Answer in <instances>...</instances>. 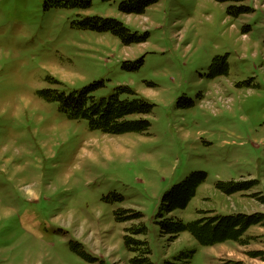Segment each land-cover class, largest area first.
Segmentation results:
<instances>
[{
	"label": "rangeland",
	"instance_id": "obj_1",
	"mask_svg": "<svg viewBox=\"0 0 264 264\" xmlns=\"http://www.w3.org/2000/svg\"><path fill=\"white\" fill-rule=\"evenodd\" d=\"M45 1L0 0V264H132L125 236L140 224L154 264H264L263 224L212 246L159 224L264 214V0H137L143 14L120 11L130 0ZM95 16L147 39L78 26ZM94 82L97 98L130 87L151 103L149 131L92 130L40 93ZM194 172L206 180L170 213L166 195ZM250 179L232 195L216 186ZM130 212L141 217L119 219Z\"/></svg>",
	"mask_w": 264,
	"mask_h": 264
},
{
	"label": "trees",
	"instance_id": "obj_2",
	"mask_svg": "<svg viewBox=\"0 0 264 264\" xmlns=\"http://www.w3.org/2000/svg\"><path fill=\"white\" fill-rule=\"evenodd\" d=\"M93 1L46 0L45 7L47 9L52 7L87 9L93 5ZM147 6L148 3L142 1H124L120 4V11L129 14H143ZM77 24L80 28L99 33L110 32L121 39L126 45L144 42L147 39V36L139 37L115 18L101 16L87 17L79 20ZM101 86H103V83L94 82L70 94L60 93L58 90L50 88L43 89L40 93L48 101L58 102L61 111L67 114L69 118L87 120L92 130H98L110 135H122L131 132L142 134L149 131L152 126L149 115L152 114L154 108L151 103L144 98L136 96L135 91L130 87H119L111 95L97 98L94 93ZM123 94H127L130 97L122 98ZM134 116H138L139 118L132 119ZM206 178L207 174L205 172H194L182 183L176 185L174 190L166 195V199H168L167 210L171 213L178 209L187 208L189 202L195 197L197 188ZM257 184V180L250 179L227 182L219 181L216 186L225 194L232 195L249 190ZM261 199L264 202V197ZM140 217V213L134 214L130 212L129 216L124 215L119 217V219L128 220ZM159 224L161 232L164 235L174 237L184 232H189L201 245L212 246L230 240H241L251 226L257 224L264 225V214H218L213 217H202L192 221L170 217L159 221ZM127 232L130 235L125 236V245L129 251L137 253L131 259L132 264H154L151 259L152 249L149 243L144 239L136 238V236H146L145 226L140 224L137 227L129 228ZM74 247L76 249L80 248V253L86 258L92 261L96 260L82 250V244H76ZM258 254L254 253V256Z\"/></svg>",
	"mask_w": 264,
	"mask_h": 264
}]
</instances>
